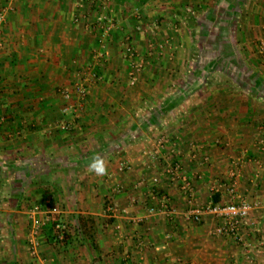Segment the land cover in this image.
Returning <instances> with one entry per match:
<instances>
[{"label":"crops","instance_id":"crops-1","mask_svg":"<svg viewBox=\"0 0 264 264\" xmlns=\"http://www.w3.org/2000/svg\"><path fill=\"white\" fill-rule=\"evenodd\" d=\"M73 1L15 0L0 34V264H264V0H109L108 32L98 0L87 15ZM210 15L220 42L196 56L190 32ZM127 37L144 62L135 84ZM91 70L86 103L64 113L79 105L61 91ZM95 153L107 176L88 173ZM175 162L189 194L166 173ZM240 199L252 211L239 239L217 235L212 216L191 219ZM37 205L69 239L49 224L33 256Z\"/></svg>","mask_w":264,"mask_h":264},{"label":"built area","instance_id":"built-area-1","mask_svg":"<svg viewBox=\"0 0 264 264\" xmlns=\"http://www.w3.org/2000/svg\"><path fill=\"white\" fill-rule=\"evenodd\" d=\"M13 1V0H10ZM7 11H12V7H5L0 10V31L1 26L4 24ZM106 18L104 22H106ZM109 22V21H108ZM107 24V22L105 23ZM114 25L109 23L107 25V32L113 29ZM264 54V46L261 49ZM127 55L130 59L131 72L129 73V78L132 84H135L137 81L138 74L142 70L143 63L137 60V55L135 49L129 47L127 49ZM102 54H100V58ZM95 80H98L97 75L94 74L92 76ZM76 91L80 94V98L84 101L88 94V90L83 83H77ZM61 94L65 101L70 103L72 98V94L68 90H62ZM80 106V107H79ZM77 107L69 106L65 107L64 113H67L69 110H74L75 112L82 108V105ZM68 127V126H66ZM167 175L171 177H177L182 181L181 189L186 193H191L193 185L192 180L188 179V176L184 173L182 166L180 163L175 162L170 168L167 170ZM230 182L228 184V191L231 196H236L237 191V172L232 170L230 175ZM191 203L192 200L190 199ZM163 208H167V202L163 203ZM111 210V207H109ZM252 211V206L245 200L240 199L239 201L232 202H219V203H210L205 206H197L192 213L191 219L195 223H199L202 220L204 215L212 216L216 222L217 226L215 228V233L217 235H222L226 237H232L235 239H239L241 235V231L245 226H249L250 214ZM156 212V209L152 207L150 209V213L153 214ZM43 214V218H39V215ZM51 225L52 231L56 241L64 245L67 243L69 239V228L66 222L62 219L58 218L50 211H44L40 206H34L29 212V231H28V243L30 246V252L33 256H37L41 243H40V235L43 233V229L47 225Z\"/></svg>","mask_w":264,"mask_h":264},{"label":"rangeland","instance_id":"rangeland-1","mask_svg":"<svg viewBox=\"0 0 264 264\" xmlns=\"http://www.w3.org/2000/svg\"><path fill=\"white\" fill-rule=\"evenodd\" d=\"M86 1L87 0H80L79 2L78 1H73V2H75V4H76V6L74 5V8H75V12H76V14H78V15H82L83 13L84 14H86L87 15V12H86ZM107 1V2H106ZM108 1L109 0H98L97 2V6H95L94 8H93V12L92 13H94V15H100V17L97 19V24L99 25H101L103 22H104V19H105V17H103V16H101V15H106L105 14V11H106V8H107V5H109V4H107L108 3ZM14 2H15V0H13V1H10V0H4V1H1V3H0V10H2L3 8H5V7H12V11H7V15H6V19H5V22H4V24L1 26V31H0V34L2 33V31H3V27H4V25H5V23L7 22V20H8V16L10 15V14H12L14 11H15V6H14ZM88 2V1H87ZM78 5V6H77ZM91 5V4H90ZM93 5V4H92ZM88 6V5H87ZM72 5H70V10H69V14L70 13H73V10H72ZM71 15V14H70ZM190 16V15H189ZM187 18H188V16H187ZM190 18V17H189ZM77 20H79V17L77 18ZM107 20V19H106ZM107 21H109V20H107ZM110 22V21H109ZM108 22V23H109ZM114 23V22H113ZM112 22H111V24L112 25H115V23L113 24ZM194 23V22H193ZM194 26H196V24L194 23ZM193 29L194 30H192L190 33H191V35H192V40H193V45H194V52L196 51V56L198 55V46L197 45H199L200 44V42H201V35H200V33H198L197 31H198V29H197V27H193ZM240 32H237V35L239 36L240 34H239ZM126 44H127V46H126V55H127V49L129 48V47H132V48H134L135 49V52H136V55L137 56H139V51L137 50V48H136V46L134 45V43L132 42V37H127L126 38ZM1 43H3V40H1ZM198 50V51H197ZM100 54H102V53H99L98 54V56L100 57ZM195 54V53H194ZM127 58H128V55H127ZM144 63V62H143ZM130 73V72H129ZM129 73H128V75H129ZM79 74V73H78ZM94 74H96L97 75V78L99 79V74L97 73V72H95V71H93V70H91V71H88V72H86V74H82V73H80L79 74V79L77 80V82H73L72 83V88H69V92L72 94V98H71V100H70V102L73 100V93H75V95L76 96H74L77 100H76V103L78 104V105H82V107L84 106V104L86 103V100H87V98H88V96H89V92H90V89H89V86H90V83H91V81L92 82H95V81H97V80H95L94 78H92V76L94 75ZM77 83H83L84 85H85V87L87 88V90L89 91L88 92V94H87V96H86V98L84 99V101L80 98V94L76 91V85H77ZM66 90V89H65ZM80 107V106H79ZM43 209V208H42Z\"/></svg>","mask_w":264,"mask_h":264},{"label":"trees","instance_id":"trees-1","mask_svg":"<svg viewBox=\"0 0 264 264\" xmlns=\"http://www.w3.org/2000/svg\"><path fill=\"white\" fill-rule=\"evenodd\" d=\"M240 3H242V0L239 1ZM214 15H210L209 17H207L206 19V23L207 24H202L201 21H200V24H201V30H200V35H201V42L203 45H208L209 47L211 45H215L217 43H219L220 41L218 40L219 39V35L221 34L219 31V33L217 32L216 29H212V31H210L211 28H209V25H214L211 23V19ZM217 21V20H216ZM219 34V35H218ZM153 116H150V119H148L150 122V124H155L156 122L153 123V120H152ZM135 136V135H134ZM214 203H218V201L214 202Z\"/></svg>","mask_w":264,"mask_h":264},{"label":"clouds","instance_id":"clouds-1","mask_svg":"<svg viewBox=\"0 0 264 264\" xmlns=\"http://www.w3.org/2000/svg\"><path fill=\"white\" fill-rule=\"evenodd\" d=\"M86 168L88 173L94 174L96 177H104L109 174L106 158L99 153H95L89 157Z\"/></svg>","mask_w":264,"mask_h":264}]
</instances>
